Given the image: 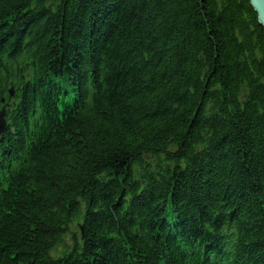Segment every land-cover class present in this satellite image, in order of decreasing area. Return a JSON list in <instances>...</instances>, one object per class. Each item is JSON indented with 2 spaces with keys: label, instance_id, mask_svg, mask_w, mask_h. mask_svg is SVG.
<instances>
[{
  "label": "trees",
  "instance_id": "obj_1",
  "mask_svg": "<svg viewBox=\"0 0 264 264\" xmlns=\"http://www.w3.org/2000/svg\"><path fill=\"white\" fill-rule=\"evenodd\" d=\"M10 84L0 264H264L250 0H0Z\"/></svg>",
  "mask_w": 264,
  "mask_h": 264
},
{
  "label": "water",
  "instance_id": "obj_2",
  "mask_svg": "<svg viewBox=\"0 0 264 264\" xmlns=\"http://www.w3.org/2000/svg\"><path fill=\"white\" fill-rule=\"evenodd\" d=\"M250 2L258 15L259 23L264 27V0H250Z\"/></svg>",
  "mask_w": 264,
  "mask_h": 264
},
{
  "label": "bare ground",
  "instance_id": "obj_3",
  "mask_svg": "<svg viewBox=\"0 0 264 264\" xmlns=\"http://www.w3.org/2000/svg\"><path fill=\"white\" fill-rule=\"evenodd\" d=\"M8 103H10V104H12V102H14V103H17V102H15L13 99L12 100H8V99H5Z\"/></svg>",
  "mask_w": 264,
  "mask_h": 264
}]
</instances>
